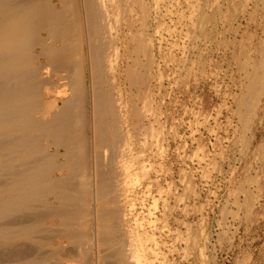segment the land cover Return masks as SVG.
Wrapping results in <instances>:
<instances>
[{
	"label": "rangeland",
	"instance_id": "rangeland-1",
	"mask_svg": "<svg viewBox=\"0 0 264 264\" xmlns=\"http://www.w3.org/2000/svg\"><path fill=\"white\" fill-rule=\"evenodd\" d=\"M123 2L117 58L147 87L124 164L142 255L264 264V0Z\"/></svg>",
	"mask_w": 264,
	"mask_h": 264
},
{
	"label": "bare ground",
	"instance_id": "bare-ground-1",
	"mask_svg": "<svg viewBox=\"0 0 264 264\" xmlns=\"http://www.w3.org/2000/svg\"><path fill=\"white\" fill-rule=\"evenodd\" d=\"M122 1L0 0V264H152L125 211L147 87Z\"/></svg>",
	"mask_w": 264,
	"mask_h": 264
}]
</instances>
